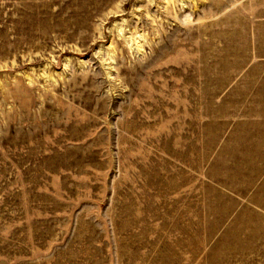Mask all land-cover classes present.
Here are the masks:
<instances>
[{"label": "rangeland", "instance_id": "obj_1", "mask_svg": "<svg viewBox=\"0 0 264 264\" xmlns=\"http://www.w3.org/2000/svg\"><path fill=\"white\" fill-rule=\"evenodd\" d=\"M154 1L0 0V264H128L133 247L147 255L129 264H158L148 242L136 238L140 231L146 239L179 236L189 243L193 252L178 264H210L228 224L210 236L208 204L218 194L235 198L231 171L242 163L229 153L221 157V149L236 126L228 122L219 151L214 147L204 163L208 142L198 139L204 127L176 125L173 116L185 105L173 102L200 96L203 73L217 64L203 61L232 37L228 24L235 21L220 19L242 0L218 11L209 10L214 0ZM253 34L254 27L245 31L247 40ZM260 103L261 94L255 110H231L224 119H248L242 111L255 115ZM210 119L201 114L200 125ZM185 131H197L196 140ZM246 135L249 148L232 157L256 154L260 138ZM177 142L184 154L178 161ZM191 145L197 158L188 161ZM219 163L230 168L221 182L211 174ZM175 171L180 183H169ZM29 186L33 214L22 201L26 223L16 231L17 195ZM251 187L254 194L258 188ZM157 194L193 212L191 223L186 215L176 232L163 233L154 216L159 204L149 202ZM257 258L264 264V256Z\"/></svg>", "mask_w": 264, "mask_h": 264}, {"label": "bare ground", "instance_id": "obj_2", "mask_svg": "<svg viewBox=\"0 0 264 264\" xmlns=\"http://www.w3.org/2000/svg\"><path fill=\"white\" fill-rule=\"evenodd\" d=\"M231 1H234L233 5H235L239 0H214L209 10L218 11ZM259 1L261 0H255L249 4H247L246 0H242L241 3L239 1V4L232 9L233 11L230 18L220 19V21L225 19H233L235 21L234 23L228 24V33H231L232 37L230 40L226 38L228 43L221 45L223 51L215 55V58H207L203 61L205 65H208L210 61L217 62V64L212 67H207V70L203 73V84L201 90H199L201 91L200 96H192L190 94L181 95L183 96L181 98L177 95L173 102L175 107L179 106L181 103L185 105L183 106L182 115L173 116L176 125H179L183 129L185 126L199 125L204 127V129L198 133L199 140L204 139L208 142L207 147H203V155H201L204 163H206V159L209 157L214 147L216 151H219L216 145L223 136L228 122L236 126L234 132L230 135L229 144L221 149V157H225L226 154L229 153L231 158H236V161L242 163L237 164L238 166L234 167L233 171H231L232 175L229 182L231 187L228 189L234 191L235 198L227 200L222 198V194H218L214 196L216 200H210L208 204L209 210L213 214L208 221L210 224V236L215 235L219 229L225 224H228L224 228V235L222 236L221 242L217 245V251L212 256H209L210 264H259L256 263L257 257L264 256L262 255V253L264 254V215L254 208L257 206L264 209V158H258V153L264 151V118H257L264 114V103H260L262 109L259 113L254 115L248 111L256 109L260 94L264 96V80L263 84L261 82V77L264 76V18H260L264 16V7L258 3ZM150 2L156 3L154 0H150ZM249 27H254L255 34L251 35L247 40L245 31ZM207 29L206 27L203 30L205 31ZM252 39L253 41L249 43V40ZM246 67L250 70L245 69ZM219 95H222L223 99L217 101ZM253 95L257 96V98L255 96V103L251 101ZM253 104H256L255 107L249 109L248 107H251ZM240 109H248L242 111L248 119H241L238 122L231 119H224L228 118L231 110H235L239 113ZM201 114L211 118L209 121H205L204 125H200L201 122L199 120ZM221 118H223L222 121L220 120ZM249 123H252V125L248 126ZM246 129L258 137H263L254 149L256 154L253 155V157H232V153L235 151H243L249 148L250 143L245 139ZM34 132L33 130L32 140L35 139ZM176 132L183 133L182 129ZM185 133L188 134V138H191V141L192 139L196 140L197 131H185ZM180 143L181 142H177L174 147L176 161L184 157ZM188 152V161L197 158V154L195 153L196 150L193 145L190 146ZM200 152H202V150H200ZM173 162L175 163V160ZM195 165L198 167V162ZM203 166L205 168L209 167L208 165ZM29 171V169H25L24 173L27 174ZM211 174L221 182L222 179L219 177L229 175L230 168L227 165L219 163L214 167ZM168 175L166 180H168L169 183H172L173 179H176V181L180 183L182 176L180 173L175 171L173 176L172 174ZM31 176L32 175L29 174V183L31 182ZM166 180H163V182ZM159 186L160 184L158 183V187ZM236 186H242L244 188ZM251 186L258 188L255 190L254 194L248 193L249 187ZM252 187L250 189H252ZM209 192L213 194V189ZM209 192L205 193L210 194ZM237 194L244 200L237 198ZM162 196V194H157L154 198H149V202L159 204L158 213L154 216H158L160 219L159 229H161L163 233V228L167 229V227H169L171 233L176 232L177 225L182 222V220L186 221L182 219V217L186 215L189 223H191L193 212H183L180 210L181 206L178 207L174 205L175 199L171 201L165 196ZM17 199L21 207L20 210L14 212L13 215V218L16 220V231L20 229V224L23 225L26 223L21 220L27 216L23 214L26 207L23 205L22 201L27 205L29 203L31 216L33 214L31 208V187L29 186V188H26L24 192H18ZM239 200L242 202H238ZM191 202L192 199L187 201L188 204H191ZM242 203H244V206L239 205ZM183 205H185V203ZM211 205L214 208L213 210ZM238 206H243L244 208L240 211L237 210L239 212L232 216L231 210L235 207L238 208ZM129 227L131 226H128L127 229ZM185 232L186 234L189 233L188 231ZM131 233L135 234L134 231H131ZM139 233L141 236H136V238L148 242L145 246L149 244L152 250L150 254L158 257L155 260L158 264H178V258L181 259L190 254L191 251L193 252L191 245L189 243L186 245L183 244L179 236H177L176 239L170 237L157 240L146 239L145 236L148 234L147 231H140ZM125 255H127V252ZM139 255L143 254L138 253V249L133 247L130 251L128 264L135 261ZM146 255L145 253L143 256ZM227 255H230L231 258L226 262L224 259ZM136 264L142 263L137 262Z\"/></svg>", "mask_w": 264, "mask_h": 264}, {"label": "crops", "instance_id": "obj_3", "mask_svg": "<svg viewBox=\"0 0 264 264\" xmlns=\"http://www.w3.org/2000/svg\"><path fill=\"white\" fill-rule=\"evenodd\" d=\"M245 133H247V130H245ZM230 135L231 134H228V136H227V141L229 142L230 141ZM247 136V135H246ZM222 137H224V135L222 136ZM221 137V138H222ZM260 139H255V141H256V143H259V141L261 140V138H263V137H259ZM261 154H262V156L261 157H263L264 158V151L263 152H261Z\"/></svg>", "mask_w": 264, "mask_h": 264}]
</instances>
